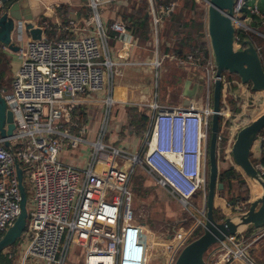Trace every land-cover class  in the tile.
<instances>
[{
    "label": "built area",
    "instance_id": "2783aa9c",
    "mask_svg": "<svg viewBox=\"0 0 264 264\" xmlns=\"http://www.w3.org/2000/svg\"><path fill=\"white\" fill-rule=\"evenodd\" d=\"M117 1L120 0H91L94 15L81 28L83 34L51 38L45 34L49 21L39 20L35 25L43 28L42 38H31L18 46L21 65L13 76L12 93L5 96L7 109L14 115L15 129L7 138L0 135V240L22 210L19 165L24 185L26 182L30 185L34 203L33 209L28 211L22 234L24 257L19 264H26L30 257L42 264H68V257L74 256L76 260V248H84L81 264H149L153 236L148 237L146 225L137 221L129 188L137 166L146 168L159 185L188 206L193 207L190 201L196 194H202L206 201L212 92L216 79L211 45L206 64H201L193 55L175 58L180 66L193 64L207 71L203 105H164L156 96L152 104L143 103L152 109L150 129L143 144L147 146L145 151L127 153L104 142L111 108L117 103L114 83L118 65L111 59L99 9ZM250 1L235 0L234 3L237 46L247 39L243 36L245 33L254 32L264 37L259 30L264 25V12ZM149 2L155 25L152 36L157 46L152 64L158 78L165 59L158 40L159 9L163 13L172 12L176 3L158 7L154 0ZM196 2L209 5V0ZM3 4L0 0V5ZM111 29L117 33L125 58L130 57L136 40L127 22L119 18L111 24ZM260 48L257 46L259 52ZM227 78L222 75V83L227 85L226 93L232 83ZM232 93L236 95L234 101L244 103L237 119L234 118ZM232 93L228 94V99L224 96L223 104L226 101L228 105L221 107L220 112L219 142L223 143L222 149L227 154L238 131L251 123L256 113L264 111V94L256 95L249 83L241 82ZM254 95L261 101L260 108L248 114L246 105ZM92 105L101 107L102 126L97 134L94 130L93 138H89L94 126H90L77 109L83 106L90 114ZM223 131H227L226 134ZM7 139L9 145L5 144ZM68 146L74 149L84 146L92 157L89 155L84 165L64 161L60 156ZM263 150L262 131L254 143L252 155L258 159ZM104 153L108 156L105 162L102 161ZM120 155L131 157L133 163H119ZM254 164L264 174L263 164ZM235 207L240 214L248 209V203L241 201ZM203 214L206 215L205 206ZM244 232L242 229L219 243L212 252L210 250L207 264H230L234 260L256 264ZM182 233L175 231L171 237H165L176 240L168 264L174 263L181 248L192 238L190 231L182 240ZM259 237H264V227L253 230L251 239Z\"/></svg>",
    "mask_w": 264,
    "mask_h": 264
},
{
    "label": "water",
    "instance_id": "95a60500",
    "mask_svg": "<svg viewBox=\"0 0 264 264\" xmlns=\"http://www.w3.org/2000/svg\"><path fill=\"white\" fill-rule=\"evenodd\" d=\"M12 0H3L4 3ZM22 0L13 1L8 9L0 16V42L4 47L18 51L14 42L15 37H21L24 31L33 39H41L43 28L34 23L26 22L20 28L23 15L17 13ZM235 0H209L207 10V33L211 45L216 79L213 82L212 106L210 118V139L208 146L209 184L205 201L206 215L203 232L198 237L186 243L178 253L173 264H207V253L215 245L223 242L231 235L238 234L243 228L254 226L264 227V176L252 161V151L258 135L264 130V111L248 125L242 127L231 148L232 158L243 173L252 181L260 184L263 193L250 202L249 208L240 214L227 216L217 221L214 216L215 198L224 184L219 181V137L221 125L222 104V74L224 72L236 74L243 83H249L254 91L264 92V66L259 50L255 43L247 38L237 46V29L234 23ZM148 10L146 17L149 16ZM27 18V17H26ZM32 19V18H30ZM24 30V31H23ZM201 89H205L206 75L202 76ZM187 106H197L196 100L184 102ZM15 129L13 112L7 109V100L0 93V135L7 138ZM9 145L8 139L5 141ZM21 190V213L12 227L8 229L0 240V252L13 245L26 228L28 221V196L23 181V170L17 167ZM234 203V202H233Z\"/></svg>",
    "mask_w": 264,
    "mask_h": 264
},
{
    "label": "crops",
    "instance_id": "0c3cea01",
    "mask_svg": "<svg viewBox=\"0 0 264 264\" xmlns=\"http://www.w3.org/2000/svg\"><path fill=\"white\" fill-rule=\"evenodd\" d=\"M132 2L133 0H120L117 2L106 3L101 6V8L99 9V15L102 23L106 27L108 37H110V32L109 28L107 27V23L111 22L112 24L119 18H122L126 21V14L131 13V9L133 8ZM90 3L91 0H22L20 8L17 10V13H21L24 19H22V21L20 22L19 27L23 28L24 23L30 21L35 24L36 22L41 20L42 17H46L50 22L52 21L59 24L63 30H70L71 35H74L76 33L83 34L81 28L85 27L87 21H89L94 15V10L90 6ZM258 3L260 8L264 10V0H260L258 1ZM157 6L159 7L160 5ZM88 7L91 8L90 12L92 13L89 17L86 16V9ZM64 8L69 11L67 14L63 12ZM7 9L8 8L5 7L4 4L0 5V16ZM126 9H128V11H126ZM148 10H150L149 16L147 17L150 20V38L145 43H143L140 42L138 38L134 37L136 40V44L131 49V55L128 58H125V56L123 55L122 45L119 40L116 39L117 33L111 29L110 25V29L113 33L111 34V38H109L110 43L108 42V45L110 44L109 48L111 59L114 61V63H116V65H118L116 72L117 93L115 91L117 103L114 104V107L112 109V122L114 124V127L117 129V132L119 133V135L111 136L110 143L118 146L122 150H127V152L129 153H141L147 149V146H143V143L145 141V137L149 132L151 119L146 124L147 131L145 132V136L143 138L137 136L131 129V124L129 120L130 116L127 113V109L131 106L143 107L146 106L143 103L152 104L156 100V95H154L153 91H151L153 90V81H155L157 72L156 67L152 64V62L156 58L155 50L157 49V46L156 39L154 38V36H152V31L155 30V25L153 20L154 15L152 14L153 12L150 8V2L147 12ZM90 12H88V14H90ZM62 14H66V16L69 18L68 21L70 22H68L66 25L62 23ZM165 14L167 15V13H163L159 9V48L161 53L165 55L163 65L160 68V72L162 70L165 73H169V71H173V69L175 72L177 71V79L181 80V83L183 84V90L181 91L182 94L180 95L183 104L187 100H189V102L196 100L198 103L197 106H201L203 96L201 95L200 97V94H198L196 90L201 86V80L203 78L202 76L207 75V71L201 70L193 64H187L185 66L178 65V62L175 59L177 58V55L173 52V46L175 44V39H173V37L175 35H173L174 33H169V24L171 25L172 21L171 18L167 17ZM180 16L183 17V15ZM23 34L29 35V33L26 31H24ZM113 34L116 35L114 38L112 36ZM183 35L184 34H182V36ZM31 38L32 37L30 35L28 39ZM15 39L16 37L14 35V40ZM163 45L169 48V52H164ZM8 49L9 48L4 47L3 50L5 51V53H7L9 51ZM171 66H173L174 68ZM19 67L20 65L18 66V68ZM18 68L16 69V71L18 70ZM164 104L170 103H168V101L166 100ZM148 106L150 107V105ZM77 149L82 152L81 156L79 157L71 153V157L68 156L67 158L68 161L80 165L86 164L88 162L87 159L90 155V153L88 152V148L81 146ZM70 150L72 152L76 149L71 148L70 146L65 147V149L62 151V154ZM106 155L107 154L104 153L105 157L102 158L103 162H105L108 158V156ZM63 160L66 161L64 158ZM233 161L231 162L234 163ZM197 227L198 224L195 223L194 225H190L186 229L181 230L183 231L181 236L182 240L186 238L190 231L191 233H194ZM147 230L149 231L148 228ZM147 235L148 237L153 236L150 231ZM153 238L155 239L156 246H163L165 254L167 255L168 253L170 255V253L174 249V244L176 240L171 238L168 239V243H166L167 241H163L161 242L163 244H161L159 243V239L157 236H153ZM164 242L166 244H164ZM168 262L166 261L165 263L168 264Z\"/></svg>",
    "mask_w": 264,
    "mask_h": 264
},
{
    "label": "rangeland",
    "instance_id": "374dc122",
    "mask_svg": "<svg viewBox=\"0 0 264 264\" xmlns=\"http://www.w3.org/2000/svg\"><path fill=\"white\" fill-rule=\"evenodd\" d=\"M257 1H260V0H257ZM198 8L202 10L203 12L204 24L207 29L206 22H207L208 6L204 2H199ZM54 32H56L58 36ZM67 33H70V30L65 31L61 27L55 28L53 32H51L50 29L45 30V34L51 38H55V36L68 37L71 35V34L67 35ZM28 37H30V34L29 35L23 34L21 37H16L14 42L16 43L17 46H20L24 43V41L28 40ZM206 40L208 41V44L210 47V42H209V39H207V37H206ZM8 50L9 51L7 52V54L10 57V67H9L8 72L3 77L4 87H3L2 93L4 96H7L12 93V84H10V80H11V77L14 75V72L16 71L18 66L21 65V58L18 52L10 50V49ZM176 73L177 71L175 72L174 69L173 71L172 70L169 71V73H165L164 71L161 70L160 76L158 78L155 77V81H153V90L151 91H153L154 95L158 96L157 98L159 102L164 104V102H166L167 100L168 103H170V104H164V105H183V102L181 100L182 98H180V95L182 94L181 91L183 90V84L181 83V80L177 79L178 77ZM222 75L223 77L231 76L235 78V80L239 79L236 74H232L228 72H224ZM115 91L117 93V81L116 80L114 83V94L116 96ZM232 92H233V89L232 90L230 89V92L226 93L225 99H228V94ZM102 95L103 97L106 98V94L102 93ZM201 95L203 96L202 101H201L203 105L205 102V89L204 91L202 90L200 91V97ZM235 96L236 95L232 93V95H230L231 100L234 101L236 99ZM223 101L224 99L222 98V102ZM225 104L226 106L228 105L226 101H225ZM113 107L111 108L110 122H109L108 130L105 135L106 137L104 138V142L108 144H111L110 143L111 136L119 135V133L117 132V129L114 127V124L112 122ZM100 108H101L100 106H93V105L90 108V113H91V110H95V113L91 114L90 120H89V125L90 126L92 125V127L94 126L92 128V131H90L89 138H93L95 129H96L95 134H97V132L101 129L102 119L99 113ZM103 109L104 107L102 108V110ZM226 132L227 131H223V134H226ZM123 151L127 152V150H123ZM71 153L79 157L82 154V152L79 149L73 150L72 152L70 150L68 152H64L60 156V158L62 159L64 158L66 161H68L67 158L68 156L71 157ZM90 156L92 157V155ZM225 158L229 160L230 162L233 161L232 154L230 153H228ZM253 159H254V155L252 156V161ZM118 161L119 163H125V162H129L130 164L133 163V160L131 159V157L128 158L123 155L119 156ZM218 161H219V171H221L223 168H226L228 166L227 162L224 160V157L221 156L220 153H218ZM208 171H209V167H208ZM247 182L249 186V195L251 197V199L249 200V203H250L253 199L258 198L263 193V188L260 184L252 181L249 178ZM208 184H209V174H208ZM25 187H26L27 194H28L27 209L28 211H30L34 207L33 194H32V191H31V188L28 182L25 183ZM129 187H130L131 192L133 193L132 194L133 195L132 205L135 210L137 221L144 223L146 227L149 229V231L152 233V235L155 237L156 236L158 237L159 243L163 241L165 242L167 241L166 243L169 242L168 239L165 238L166 235H169L171 237L175 233V231L179 232L181 230L186 229L190 225H194L195 223H197L198 226L203 225L205 221V216H204L205 213L203 214L205 202L202 199V194H199L198 196H194L191 199L190 202L193 205V207H190L187 205V203H183L176 197L170 195L167 189L159 185L157 181L155 180V178L147 171V169L143 168L142 166H137L135 168L130 178ZM241 201L242 200L237 199L233 201L234 203L229 204L228 200L225 199L224 201V198L220 197V195L218 196L217 194V198L215 202L217 203L218 206H220V204L221 205L226 204L224 205L225 208L223 211H221V213H226L229 216L231 215L234 216L235 214H237V210L235 206H237L239 202ZM244 229H245L244 235L249 238L247 243H251L249 245L248 250H249V253L252 259L254 260L256 264H264V237H259L253 240V238L251 239V237L253 234V230H255V227L251 226V228L247 227ZM23 242H24V238L20 237L13 244L15 245V248H11L12 246H9V247H6L2 252L4 254L14 253L15 256L18 258L17 263H20V261H22L24 257V252H23V247H22ZM165 242L164 244H166ZM217 245L212 247L211 252L213 249L216 248ZM83 251H84V248H81V249L76 248L74 254L75 256H77L76 260L78 261L73 260L74 258L73 256L72 258L68 257L67 263L68 264H81V258H82ZM209 253L210 251L207 253L206 260H208ZM171 254L172 252L170 253V255L168 253L166 255L164 252L163 246H160V245L156 246L155 239L153 238V247L151 248L148 254L149 264H165L166 261L167 262L169 261ZM241 263L245 264L243 261H240V260L239 261L234 260L230 264H241ZM26 264H42V263H37L33 258L30 257Z\"/></svg>",
    "mask_w": 264,
    "mask_h": 264
},
{
    "label": "trees",
    "instance_id": "16d2710c",
    "mask_svg": "<svg viewBox=\"0 0 264 264\" xmlns=\"http://www.w3.org/2000/svg\"><path fill=\"white\" fill-rule=\"evenodd\" d=\"M157 5H167L170 3H176V8L170 13H167V17L171 18V25L169 24V33H174L175 35L173 39H175V44L173 46V52L177 55V58H187L189 55H193L194 58L197 61H200L201 64H206L209 59V44L206 40L207 37V29L204 24L203 19V12L198 8V3L196 0H154ZM12 1H7L4 3L5 7H9ZM252 4H257L259 6V3L257 0H251ZM133 8L131 9V13L126 14V22L128 25V28L132 30L133 37L138 38L140 42L145 43L150 38V25H149V18L146 17V12L149 6V0H133L132 2ZM260 8V6H259ZM129 9V8H128ZM126 9V11H128ZM261 9V8H260ZM91 8L86 9V16L89 17L92 13L90 12ZM122 10V8H121ZM199 10V11H198ZM263 12L264 10L261 9ZM187 11V12H186ZM64 13H68L69 11L66 10V8L63 9ZM90 12V14H88ZM66 14H62V23L67 24L68 17ZM197 14V15H196ZM164 15V16H165ZM180 15H183L181 17ZM47 19L46 17H42L41 21ZM48 20V19H47ZM49 21V20H48ZM54 24V25H53ZM49 21V28L51 32L54 31L55 28L59 27L60 25L55 22ZM111 22L107 23V27L109 28L110 37H108V42L110 43L111 34L113 33L110 29ZM259 30L264 33V25L259 27ZM68 31V30H65ZM56 33V32H54ZM182 34H184L182 36ZM57 35V33H56ZM67 35H70V33H67ZM58 36V35H57ZM55 38H65V37H57ZM113 38L116 35H112ZM243 36L251 39L259 48H260V55L262 58V63L264 66V37L256 34L254 32H248L243 34ZM117 39V38H116ZM110 45V44H109ZM241 46V44L239 45ZM4 45L0 42V93H2L3 87H4V76L8 72L10 67V57L7 53H5ZM164 52H169V48L165 45H163ZM239 78V77H238ZM228 81H232L230 85V88L227 89V92H230V89H236L239 84H241V79L235 80V78L229 76ZM13 76L10 80V84H12ZM226 83H222V98L224 99L225 96V88ZM251 86V84H250ZM252 89V86H251ZM253 90V89H252ZM253 92L257 94H264L263 91H254ZM230 94V93H229ZM251 97L249 101L247 102V112L248 114H251L253 112H256L260 108V99L258 97ZM244 103H240L238 100L234 101V118L237 119L239 113L242 111V105ZM221 107H224V104L222 102ZM77 113L82 116V118L86 121H89L88 118H90L92 113H95V110H91V113H86L83 106H80L77 109ZM127 113L129 114L130 118V124L131 129L133 132L140 137L145 136V132L147 131V122L151 119L152 115V109L148 106L143 107H129L127 109ZM262 114V111L256 113V116L254 119H256L258 116ZM94 115V114H93ZM253 119V120H254ZM222 120V118H221ZM222 122V121H221ZM264 133V130H263ZM222 142H219V151L221 156L224 157V160L227 162L228 166L226 168H223L221 171H219V181L224 184V188L222 190L218 191V196L228 200L229 204H232L234 200H242L246 201L248 203V208L250 206L249 200L251 199L249 195V186H248V177L243 173V171L239 168V166H236L235 162L232 163L229 160H227L225 157L227 153L222 149ZM230 154L231 151H230ZM253 156V155H252ZM254 163L261 162L264 166V150L261 152L258 159H253ZM264 176V174H263ZM171 195V194H170ZM173 196V195H172ZM217 198V196H216ZM215 198V201H216ZM226 205V204H224ZM221 205L218 206L215 202V208H214V216L217 221L223 220L225 217L229 216L226 213H221V211L224 210L225 206ZM203 232V225H199L196 230L194 231L192 235V239L198 237ZM11 248H15V245H11ZM0 264H18V258L15 256L14 253H7L4 254L3 252H0Z\"/></svg>",
    "mask_w": 264,
    "mask_h": 264
},
{
    "label": "flooded vegetation",
    "instance_id": "af4514ba",
    "mask_svg": "<svg viewBox=\"0 0 264 264\" xmlns=\"http://www.w3.org/2000/svg\"><path fill=\"white\" fill-rule=\"evenodd\" d=\"M200 90H201V86L199 88H197V93L200 94ZM199 194H196V196H198Z\"/></svg>",
    "mask_w": 264,
    "mask_h": 264
}]
</instances>
